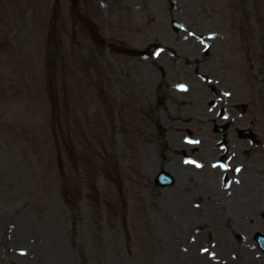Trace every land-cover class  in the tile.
Here are the masks:
<instances>
[{
    "label": "rangeland",
    "instance_id": "374dc122",
    "mask_svg": "<svg viewBox=\"0 0 264 264\" xmlns=\"http://www.w3.org/2000/svg\"><path fill=\"white\" fill-rule=\"evenodd\" d=\"M258 233L264 0H0V264H264Z\"/></svg>",
    "mask_w": 264,
    "mask_h": 264
},
{
    "label": "snow or ice",
    "instance_id": "6c2138e0",
    "mask_svg": "<svg viewBox=\"0 0 264 264\" xmlns=\"http://www.w3.org/2000/svg\"><path fill=\"white\" fill-rule=\"evenodd\" d=\"M179 89H180V90H184V91L187 90L186 87H185L184 85H180V86H179ZM190 143H195V142L190 141ZM197 166L199 167V165H197Z\"/></svg>",
    "mask_w": 264,
    "mask_h": 264
},
{
    "label": "bare ground",
    "instance_id": "6f19581e",
    "mask_svg": "<svg viewBox=\"0 0 264 264\" xmlns=\"http://www.w3.org/2000/svg\"><path fill=\"white\" fill-rule=\"evenodd\" d=\"M185 198H186V197H184V198H181V199H185ZM219 214H220V215H223L221 212H219Z\"/></svg>",
    "mask_w": 264,
    "mask_h": 264
}]
</instances>
